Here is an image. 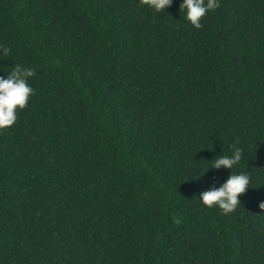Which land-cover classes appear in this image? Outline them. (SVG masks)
Listing matches in <instances>:
<instances>
[{
    "label": "trees",
    "instance_id": "16d2710c",
    "mask_svg": "<svg viewBox=\"0 0 264 264\" xmlns=\"http://www.w3.org/2000/svg\"><path fill=\"white\" fill-rule=\"evenodd\" d=\"M179 3L0 0V75L35 70L0 129V264H264V0L199 29ZM233 146L224 214L198 195Z\"/></svg>",
    "mask_w": 264,
    "mask_h": 264
},
{
    "label": "clouds",
    "instance_id": "9594fccd",
    "mask_svg": "<svg viewBox=\"0 0 264 264\" xmlns=\"http://www.w3.org/2000/svg\"><path fill=\"white\" fill-rule=\"evenodd\" d=\"M139 2L154 12H159L166 10L173 0H139ZM218 6L219 0H180L179 10L183 11L184 18L194 28L199 29L202 26L201 19L206 12ZM3 51L7 52L8 49L4 48ZM34 72L33 68L17 63L10 71H5V75H0V129L14 124L17 119V109L24 108L34 93L29 83ZM242 154V147L233 146L231 154L218 156L211 166L203 171L221 167L231 170L225 179L200 191L198 196L201 203L208 207L217 206L224 214L236 209L241 203L240 195L251 186L248 172H232L233 166L241 160ZM258 207L264 210V199L258 201Z\"/></svg>",
    "mask_w": 264,
    "mask_h": 264
}]
</instances>
